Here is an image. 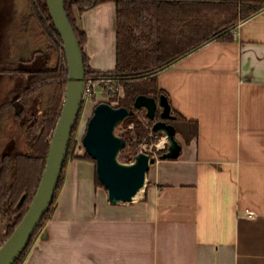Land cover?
<instances>
[{"label": "crops", "instance_id": "0c3cea01", "mask_svg": "<svg viewBox=\"0 0 264 264\" xmlns=\"http://www.w3.org/2000/svg\"><path fill=\"white\" fill-rule=\"evenodd\" d=\"M77 16L91 68L114 70L115 2ZM233 35L159 72L173 108L199 133L189 142L177 133L180 156L151 164L143 197L110 202L90 165L73 160L24 264H264V9ZM17 82L0 74V95Z\"/></svg>", "mask_w": 264, "mask_h": 264}, {"label": "trees", "instance_id": "16d2710c", "mask_svg": "<svg viewBox=\"0 0 264 264\" xmlns=\"http://www.w3.org/2000/svg\"><path fill=\"white\" fill-rule=\"evenodd\" d=\"M106 1L116 4L117 63L114 70L103 72L91 68L84 50L87 35L78 26L77 15ZM65 7L84 51L87 77L106 76L113 78L116 86L123 84L125 97L120 106L132 110L140 94L166 95L170 101L158 84L159 72L214 39H232L241 21L264 9V0H65ZM32 27L40 29L42 47L31 57L16 60L13 55L0 54V74L12 75L18 81L6 95H0V247L23 219L38 189L66 94L67 58L47 0H29L20 31L27 33ZM116 93L114 89L108 94L112 97ZM171 106L174 117L168 122L188 142L197 137L198 122L184 118ZM156 116L161 119V109ZM130 121L131 116L124 123ZM76 126L54 201L14 264H24L55 212L67 164L75 157ZM145 130L141 128L140 134ZM124 138L126 147L132 139ZM87 156L95 160L88 152ZM97 182L104 186L99 177Z\"/></svg>", "mask_w": 264, "mask_h": 264}, {"label": "water", "instance_id": "95a60500", "mask_svg": "<svg viewBox=\"0 0 264 264\" xmlns=\"http://www.w3.org/2000/svg\"><path fill=\"white\" fill-rule=\"evenodd\" d=\"M47 2L53 22L62 37L67 58L66 94L51 138L40 184L23 219L0 247V264H14L17 261L51 207L68 156L74 127L85 100L87 74L84 51L66 11L65 0ZM134 107L146 108L151 119H155L158 109H161V119L154 121L153 130L166 133L169 147L158 159L178 158L182 144L177 137L176 126L168 122V119L174 117L168 97L140 94ZM132 110L126 106H113L108 102L99 103L83 137L87 152L96 160L98 177L108 190L110 202L114 204L134 201L135 196L146 186L151 164L157 161L155 156L147 152H140L131 163L121 162L118 158L126 140L116 133V127L131 116Z\"/></svg>", "mask_w": 264, "mask_h": 264}, {"label": "rangeland", "instance_id": "374dc122", "mask_svg": "<svg viewBox=\"0 0 264 264\" xmlns=\"http://www.w3.org/2000/svg\"><path fill=\"white\" fill-rule=\"evenodd\" d=\"M28 10L29 0H0L1 55H13L16 60H22L24 58L31 57L35 49L42 47V40L38 37V32L40 30L38 27H32V29L27 33H22L20 31L21 18L26 12H28ZM12 47L13 49L11 50ZM113 84L114 89L117 90V93L114 96L111 97L109 94H99V96L95 99L86 98L84 101L73 139L72 156L75 157L74 159L69 160L67 164L63 187L66 182L71 162L79 159L90 165L91 174L94 178L96 187L102 193L108 195L106 187L97 182L98 177L96 160H92L87 156V150L83 143V137L86 133L89 120L94 114V109L99 103L108 102L113 106H120L121 100L125 97V87L123 84H119V86H116L115 82H113ZM131 117L132 121H130L128 125L123 121L116 127V133L118 135L122 137L130 136L132 139L131 144L124 147L118 154L119 160L124 163H131L135 161L136 156L140 152H147L151 156H155L158 159L159 155L165 152L169 147V140L167 139L166 133L164 131L153 130V121L157 120L158 117L156 116L153 121H150L151 118L147 115V109L144 107L140 109H133ZM143 127L146 130L140 134L141 128ZM178 138H180V136H178ZM87 175H89V172ZM148 183L149 175L147 176L146 186L143 189V195L145 194ZM142 197L143 196L137 197L135 200L137 201ZM128 203L131 202H121L118 203V205H128ZM57 205L58 200L56 207Z\"/></svg>", "mask_w": 264, "mask_h": 264}, {"label": "built area", "instance_id": "2783aa9c", "mask_svg": "<svg viewBox=\"0 0 264 264\" xmlns=\"http://www.w3.org/2000/svg\"><path fill=\"white\" fill-rule=\"evenodd\" d=\"M113 82L114 79L110 77H96L94 75H90L87 77L85 99H94V97H98L99 94L108 95L109 92L114 90Z\"/></svg>", "mask_w": 264, "mask_h": 264}, {"label": "bare ground", "instance_id": "6f19581e", "mask_svg": "<svg viewBox=\"0 0 264 264\" xmlns=\"http://www.w3.org/2000/svg\"><path fill=\"white\" fill-rule=\"evenodd\" d=\"M143 189H144V188H142V189L139 191V193L137 194V196H135V198L140 197V196L143 195Z\"/></svg>", "mask_w": 264, "mask_h": 264}]
</instances>
